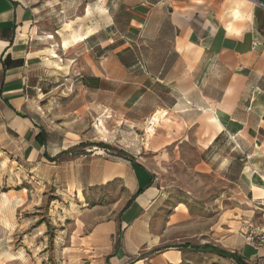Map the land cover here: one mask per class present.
<instances>
[{
    "label": "crops",
    "instance_id": "obj_1",
    "mask_svg": "<svg viewBox=\"0 0 264 264\" xmlns=\"http://www.w3.org/2000/svg\"><path fill=\"white\" fill-rule=\"evenodd\" d=\"M43 12L27 0H0V96L13 112L24 92L21 75L39 57L33 43ZM64 26L68 36L80 37L70 45L71 54L83 48L87 79H97L96 88L86 87L90 109L123 114L126 132L114 147L135 162H104L92 175L98 182L87 185L120 180L129 193V205L111 219L117 221L92 233L103 239L122 233L110 264L158 245L150 224L159 220L163 202L160 171L188 147L198 154V167L234 193L228 219L237 232L229 252L264 260V248L238 233L259 220L256 205L264 199V0H89ZM159 111L163 119L146 137L142 132ZM39 132L31 139L37 145ZM181 259L180 252L166 250L134 264Z\"/></svg>",
    "mask_w": 264,
    "mask_h": 264
},
{
    "label": "rangeland",
    "instance_id": "obj_2",
    "mask_svg": "<svg viewBox=\"0 0 264 264\" xmlns=\"http://www.w3.org/2000/svg\"><path fill=\"white\" fill-rule=\"evenodd\" d=\"M27 1L42 12L49 10L37 17L39 38L33 44L39 57L20 74L24 92L19 103H13L16 110L11 111L2 101L7 97L0 96V264H110L121 249L122 233L113 231L110 239L92 233L117 221L111 219L119 216L129 193L120 180L87 185L98 182L92 175L101 172L104 162L121 159L114 141L126 132L124 116L118 110L104 116L92 112L88 105L92 95L86 89L87 53L75 48L71 54L70 48L60 46L68 36L65 21L89 0ZM41 130L45 141L37 145L31 139ZM151 131L146 127L142 134L148 137ZM199 164L192 147L164 161L163 202L159 220L150 224L158 245L141 248L137 257L118 264L148 259L157 254L155 250L180 252L179 264H234L176 248L210 244L229 252L233 245L228 241L237 232L234 220L228 219L234 193ZM241 232L245 236V227ZM244 262L264 264V260Z\"/></svg>",
    "mask_w": 264,
    "mask_h": 264
},
{
    "label": "trees",
    "instance_id": "obj_3",
    "mask_svg": "<svg viewBox=\"0 0 264 264\" xmlns=\"http://www.w3.org/2000/svg\"><path fill=\"white\" fill-rule=\"evenodd\" d=\"M96 82H97V79H87L86 86L91 87V88H96L97 87ZM0 94H1V91H0ZM6 105L10 108V106L8 104H6ZM44 137H45V133L41 130L38 133V135L35 137V141L36 142L40 141V143H43L45 141ZM41 145H43V144H41ZM97 146L99 148L104 149V150L108 148V146H105L104 144H97ZM118 151L119 152L117 155L119 158L135 165V162L130 155L125 153L123 150H118ZM61 154H63V152ZM52 161H54V160H52ZM130 201L127 203V205L125 207H127L129 205ZM176 248L179 251L188 250L191 253H206V254L218 257L220 259H223V260L231 261L234 264H245L244 257H242L237 252H228V251H225V250L220 249L218 247L212 246L210 244H204L202 246L183 245L181 247H176ZM158 251L161 252V250H155V252H158Z\"/></svg>",
    "mask_w": 264,
    "mask_h": 264
},
{
    "label": "built area",
    "instance_id": "obj_4",
    "mask_svg": "<svg viewBox=\"0 0 264 264\" xmlns=\"http://www.w3.org/2000/svg\"><path fill=\"white\" fill-rule=\"evenodd\" d=\"M256 44L254 45V47ZM147 126H151V121L148 120ZM146 126V127H147ZM249 156L245 154V159ZM256 210L259 213L260 223L249 221L245 224V236L247 240L257 248H264V199L260 200L256 205ZM261 262V260H258Z\"/></svg>",
    "mask_w": 264,
    "mask_h": 264
},
{
    "label": "bare ground",
    "instance_id": "obj_5",
    "mask_svg": "<svg viewBox=\"0 0 264 264\" xmlns=\"http://www.w3.org/2000/svg\"><path fill=\"white\" fill-rule=\"evenodd\" d=\"M235 12V11H234ZM74 33V32H73ZM78 40H80V37L79 36H75L74 34H70L69 36H67L66 38H62L61 39V44H62V47L64 50H67L70 48V45L71 44H74L76 43ZM57 55L53 54L52 55V58H57L56 57ZM53 60V59H52ZM54 61V60H53ZM56 63V62H55ZM51 64V63H50ZM57 66V65H56ZM163 115H164V112L162 111H159L157 113H155L151 118H150V121H151V126H148L149 130H153L155 128V126H157L160 121H162L163 119Z\"/></svg>",
    "mask_w": 264,
    "mask_h": 264
}]
</instances>
